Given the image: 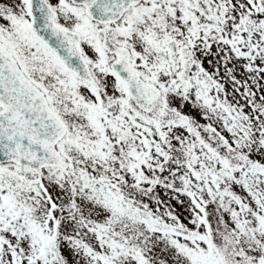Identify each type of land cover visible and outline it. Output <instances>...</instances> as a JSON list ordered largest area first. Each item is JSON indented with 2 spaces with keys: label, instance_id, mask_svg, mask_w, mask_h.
<instances>
[{
  "label": "snow or ice",
  "instance_id": "obj_1",
  "mask_svg": "<svg viewBox=\"0 0 264 264\" xmlns=\"http://www.w3.org/2000/svg\"><path fill=\"white\" fill-rule=\"evenodd\" d=\"M0 264H264V0H0Z\"/></svg>",
  "mask_w": 264,
  "mask_h": 264
}]
</instances>
